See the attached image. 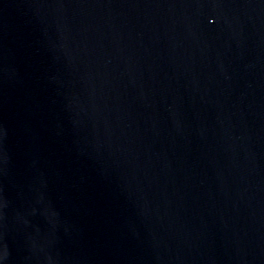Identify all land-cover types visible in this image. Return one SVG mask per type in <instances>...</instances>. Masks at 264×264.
<instances>
[{"label":"water","instance_id":"1","mask_svg":"<svg viewBox=\"0 0 264 264\" xmlns=\"http://www.w3.org/2000/svg\"><path fill=\"white\" fill-rule=\"evenodd\" d=\"M0 264H264V0H0Z\"/></svg>","mask_w":264,"mask_h":264}]
</instances>
